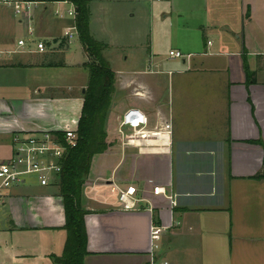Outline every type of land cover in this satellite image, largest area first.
Wrapping results in <instances>:
<instances>
[{
    "label": "crops",
    "instance_id": "0c3cea01",
    "mask_svg": "<svg viewBox=\"0 0 264 264\" xmlns=\"http://www.w3.org/2000/svg\"><path fill=\"white\" fill-rule=\"evenodd\" d=\"M148 1L149 33H138L147 37L144 68L116 72L117 81L120 94L130 97L125 109L143 110L150 130L163 132L169 124L171 133L140 152L122 139L115 150L108 132L115 144L100 154L83 190L90 211L85 264L129 258L150 264L153 222L166 227L161 259L169 264H264V179L255 178L264 171V41L253 37L256 6L251 0ZM112 4L104 27L111 37ZM13 16L0 10V163L13 154L14 134L77 128L83 106V98L58 94L48 79L57 76L51 75L63 66L58 53L67 58L71 43L63 46L53 26L42 29L32 19L37 37L56 49L19 51L24 36L15 47L6 41L16 26L27 33L28 23ZM172 50L186 57H165ZM244 56L254 72L251 83ZM113 185L136 186L153 209L143 203L140 211L123 210ZM153 186L165 187L176 204L154 195ZM64 225L54 185L30 180L6 190L0 195V264H56L53 257L62 255L67 238Z\"/></svg>",
    "mask_w": 264,
    "mask_h": 264
},
{
    "label": "built area",
    "instance_id": "2783aa9c",
    "mask_svg": "<svg viewBox=\"0 0 264 264\" xmlns=\"http://www.w3.org/2000/svg\"><path fill=\"white\" fill-rule=\"evenodd\" d=\"M48 3L33 2L26 0H0V7L10 9L21 23L27 24V35L17 41L19 51H29L44 53L56 49L54 43H48L37 37L34 26L30 24L33 13L39 5ZM59 5L53 12L57 20L69 21L64 28L63 38L69 44L79 37L76 25V6L68 1L53 2ZM69 5L66 9L64 6ZM208 44H211L209 42ZM171 58H185L186 55L178 50L169 52ZM149 118L147 114L139 108H129L126 110L120 123V135L125 146H134L142 152L143 148L153 142L154 137L157 142L171 133V125L167 124L164 131H152L149 129ZM130 132V133H128ZM166 132V133H165ZM78 130L68 129L63 132L39 130L34 132L16 133L12 137L13 154L0 163V195L13 186L28 182L29 177H34L40 186L46 187L60 183L63 162L68 151L78 145ZM117 193L121 207L125 211H140L143 203L152 204L144 197L139 189L134 185L118 186L113 185ZM154 195H164L173 205L176 204L173 196L168 195L163 186H153ZM166 227L153 222L150 229V264H169L167 260L161 259L163 252V235ZM163 258V257H162Z\"/></svg>",
    "mask_w": 264,
    "mask_h": 264
},
{
    "label": "trees",
    "instance_id": "16d2710c",
    "mask_svg": "<svg viewBox=\"0 0 264 264\" xmlns=\"http://www.w3.org/2000/svg\"><path fill=\"white\" fill-rule=\"evenodd\" d=\"M26 1L73 3L78 13L76 25L79 38L90 59L84 65L88 69L89 80L83 94L82 113L78 124V145L68 151L63 162L60 183L54 185L63 200L65 210L63 228L67 232V238L62 255L54 256L53 261L56 264H85V259L89 255L85 217L90 211L83 205V190L91 181L92 163L95 156L107 153L115 144L108 138L106 124L117 93V74L104 56L105 45L91 34L90 0ZM249 12L250 8H248L247 17L250 16ZM61 44L66 46L64 38ZM243 63L247 81L251 83L254 81V72L251 71L246 56L243 57ZM255 178L264 179V171Z\"/></svg>",
    "mask_w": 264,
    "mask_h": 264
},
{
    "label": "rangeland",
    "instance_id": "374dc122",
    "mask_svg": "<svg viewBox=\"0 0 264 264\" xmlns=\"http://www.w3.org/2000/svg\"><path fill=\"white\" fill-rule=\"evenodd\" d=\"M111 0H90V9H91V18H90V31L93 30L94 38L99 40L100 42L109 43L112 41V46L105 48L103 53L106 60L109 62L110 67L117 73L126 72V71H135L140 68H144L142 65V61L144 60V55L146 53V43L144 40L147 39L145 36L146 31L149 29V18L148 13L146 11V7L151 6V3L148 0L141 1L140 0H123L121 2H117L116 0H112V7L114 8L115 16L112 18L113 21V33L112 37L105 32V21L109 19V15L107 14L108 5ZM253 1L254 5L256 6V13L254 19V26L253 30L257 36H253L254 38H261L264 41V2L262 0H251ZM144 4V5H143ZM59 5L48 3L45 5H39L38 8L32 14V19L38 21L37 25H40L41 28L45 25H50L54 27L55 32L58 36H62L64 32V28L67 26L63 20H57L53 16L54 10L58 8ZM66 9L70 6L65 5ZM3 8V7H2ZM0 7V10L2 9ZM47 10H46V9ZM45 9V10H44ZM137 12L135 17H131L130 13ZM260 11V12H259ZM11 14L13 15L12 11ZM16 20H19L18 17L13 16ZM13 18V19H14ZM154 18V17H153ZM92 21V22H91ZM157 25L159 22L158 17L156 18ZM28 23V18L26 20ZM108 22V21H107ZM106 22V26L107 23ZM70 23V22H69ZM54 24V25H52ZM39 26V28H40ZM43 29V28H42ZM41 29V30H42ZM142 29V36H139L138 33L141 32ZM109 30V28H107ZM15 35L11 36L7 39L6 43H10L13 47H15V43L20 36H26V28L23 25L16 26ZM149 33V30H148ZM61 34V35H60ZM92 34V32H91ZM176 31H171L172 37H174ZM105 45V44H104ZM82 42L78 37L75 39L70 47L67 49L68 53L66 56L69 60L65 57V52L58 53V56H63V66L59 67L60 69L57 70V73H54L57 76L55 78H48L50 81L53 82V86H59V88L54 89L58 91L57 93H62L63 95H72L77 96L79 98H83V94L86 91L82 92V86L87 83L89 80V72L88 69L84 66V68L77 67L76 63L81 62L85 65L90 59L88 54L82 51ZM106 47V46H105ZM164 47H166L164 45ZM83 54V55H82ZM38 55V54H37ZM165 57L169 58L168 54H164ZM129 56V60L125 61V57ZM87 57V59H86ZM52 59L59 60V57H53ZM177 60H180L177 58ZM41 61V59H40ZM47 61V60H46ZM49 62V59H48ZM66 62L68 63L67 65ZM61 66V65H60ZM87 69V70H86ZM62 71V72H61ZM56 72V71H54ZM62 74V77H61ZM50 75V74H49ZM46 75V76H49ZM47 80V77L45 78ZM119 79V77H118ZM45 80V81H46ZM57 80V81H56ZM119 81H117V93L113 100V105L111 110L108 114L106 129L110 132L111 139L115 140L116 145L118 148H114L115 150L119 149L121 144V135H120V123L122 119L123 113L128 110L125 109V106L129 103V96L126 93L120 94L119 91ZM62 87V88H60ZM53 92V93H52ZM49 93L54 94V91H49ZM79 124V122H78ZM76 128V127H75ZM74 128V129H75ZM78 130V125L77 128ZM130 133V132H128ZM101 156L97 155L93 159L92 163V172L96 170L97 165L100 163ZM34 181V177H29L28 181ZM57 188V187H55ZM135 264L134 259H126L117 263V264Z\"/></svg>",
    "mask_w": 264,
    "mask_h": 264
},
{
    "label": "water",
    "instance_id": "95a60500",
    "mask_svg": "<svg viewBox=\"0 0 264 264\" xmlns=\"http://www.w3.org/2000/svg\"><path fill=\"white\" fill-rule=\"evenodd\" d=\"M83 91H85V90H83Z\"/></svg>",
    "mask_w": 264,
    "mask_h": 264
}]
</instances>
